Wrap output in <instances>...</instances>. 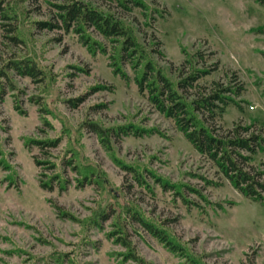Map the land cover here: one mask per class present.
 <instances>
[{"label": "rangeland", "instance_id": "obj_1", "mask_svg": "<svg viewBox=\"0 0 264 264\" xmlns=\"http://www.w3.org/2000/svg\"><path fill=\"white\" fill-rule=\"evenodd\" d=\"M46 1L21 5L30 9L20 18L25 44L3 38L0 29V69L30 56L45 71L34 79L9 71L0 96V264H194L192 255L204 264H264V206L240 194L150 104L129 65L116 72L108 40L94 33L107 52L93 53L75 33L36 29L33 21L53 13ZM84 1L109 10L99 0ZM146 1L166 12L153 10L148 22L137 8L124 13L111 6L112 13L147 49L162 53L151 56L174 82L184 49L211 54L205 66L218 62L219 69L202 81L235 79L244 87L235 98L241 107L230 105L217 122L220 132L252 125L264 136V7L256 0ZM79 97L85 100L74 106ZM92 122L105 130L104 139ZM130 125L144 132L119 130ZM47 139L60 142L44 150L33 143ZM73 152L87 172L95 171L93 182H77L83 176L65 160ZM254 161L264 168V152ZM150 171L176 187L164 188ZM55 177L51 189L41 186ZM103 209L107 217L97 223ZM127 209L165 229L191 255L171 252Z\"/></svg>", "mask_w": 264, "mask_h": 264}, {"label": "trees", "instance_id": "obj_2", "mask_svg": "<svg viewBox=\"0 0 264 264\" xmlns=\"http://www.w3.org/2000/svg\"><path fill=\"white\" fill-rule=\"evenodd\" d=\"M25 1L27 0H0L2 37L12 40L16 45L25 44L26 41L20 25L21 16L30 13V9L21 7ZM99 1L102 5L107 6L109 10L106 11L100 6L84 0H47L46 2L53 11L50 19L35 20L32 24L40 31L75 33L79 37V41L93 53L100 51L105 54L107 52L105 44L97 40L94 33L108 40L114 48L111 59L114 60L112 66L116 72L123 73V66L125 64L129 65L136 73L135 79L140 93L147 97L150 104L170 119L186 140L201 155L213 162L240 194L252 202L264 206L263 163L257 165L254 161L258 153L264 152V136L261 133L252 131V125L242 126L239 124L225 133H221L220 127L217 125V122L223 118L230 105L241 107L235 98L243 92V83H238L235 79L234 82L232 77H230V80H233V83L229 84L216 80L210 84L204 83L202 79L217 71L219 63L215 62L207 67L205 64L210 60L211 54L205 55L202 52L190 54L185 49L183 50L185 58L178 71L179 78L177 82H174L151 56V52L162 53L156 51L153 47L151 50L147 49L139 41L136 31L127 25L121 17H118L117 13H112L111 6L122 10L124 13H129L137 8L144 15L147 22L152 17L151 12L153 10L158 14H160L159 11L164 14L166 10L156 6L151 7L146 0ZM256 2L264 7V0H256ZM153 4H155V0H153ZM163 14L160 16H163ZM261 32H264V30H261ZM153 46H156V44H153ZM9 71H14L20 76L32 79L45 73L37 61L30 56L22 59H10L5 68L0 69L1 97L5 93V83L10 84L9 81H11ZM84 100L85 97H79L75 99L73 104L77 106L78 103ZM45 123L49 124L48 121H45ZM89 124L93 132L97 133L102 139L105 138L106 134L103 128L93 122ZM119 130H123L124 134H128L129 130H133L135 134L138 130L144 132V130L133 125L119 127ZM59 142V139L33 141L38 148L43 150L57 147ZM72 154L73 156L69 159L66 157L65 160L67 166L83 176L82 179H77V182H80L81 185L93 182L95 171L89 169L87 172L86 168L79 163L74 152ZM36 162L38 165L40 164L39 161ZM124 166V168L137 173L136 177L140 181L141 173L131 166ZM150 173L164 188L176 187L169 180L158 176L154 172L150 171ZM56 178L59 177H55L47 183L42 181L41 186L51 189ZM97 179H99L98 176ZM127 211L131 213V218L134 221L138 222L144 230L157 238L171 252L179 253L185 250L187 254H190L187 248L171 239V235L152 220L138 211H129L128 209ZM97 215L101 218L96 221L97 223L107 217L104 209L99 211ZM119 238L122 245L127 248L128 254L133 258H137L128 238L123 235ZM192 259L194 264H204L195 255H192ZM135 260L138 261V259Z\"/></svg>", "mask_w": 264, "mask_h": 264}]
</instances>
